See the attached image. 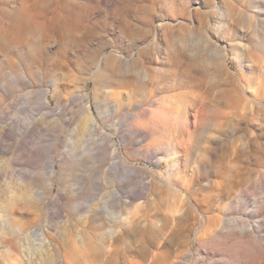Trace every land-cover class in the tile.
Wrapping results in <instances>:
<instances>
[{
    "label": "rangeland",
    "instance_id": "374dc122",
    "mask_svg": "<svg viewBox=\"0 0 264 264\" xmlns=\"http://www.w3.org/2000/svg\"><path fill=\"white\" fill-rule=\"evenodd\" d=\"M0 264H264V0H0Z\"/></svg>",
    "mask_w": 264,
    "mask_h": 264
},
{
    "label": "bare ground",
    "instance_id": "6f19581e",
    "mask_svg": "<svg viewBox=\"0 0 264 264\" xmlns=\"http://www.w3.org/2000/svg\"><path fill=\"white\" fill-rule=\"evenodd\" d=\"M48 259H49V261L54 262L55 259H56V256H54V255L49 256V257L47 258V260H48Z\"/></svg>",
    "mask_w": 264,
    "mask_h": 264
}]
</instances>
